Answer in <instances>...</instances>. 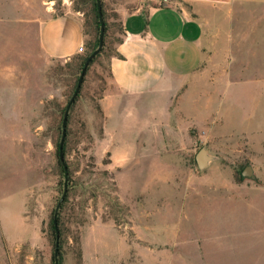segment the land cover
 Segmentation results:
<instances>
[{
    "label": "rangeland",
    "instance_id": "1",
    "mask_svg": "<svg viewBox=\"0 0 264 264\" xmlns=\"http://www.w3.org/2000/svg\"><path fill=\"white\" fill-rule=\"evenodd\" d=\"M21 1L0 0V264H53L50 221L63 190L52 126L72 93L68 76L56 72L69 58L48 55L38 27L44 11H62L71 0ZM104 1L114 45L119 12ZM200 9L203 125L138 138L129 152L149 110L117 107L104 126L99 94L86 91L110 88L105 59L88 74L75 116L90 139L74 124L77 141L67 153L80 185L69 197L63 264H264V0ZM221 117L237 130H224ZM201 146L218 156L202 171L194 161ZM247 164L255 179L241 176Z\"/></svg>",
    "mask_w": 264,
    "mask_h": 264
},
{
    "label": "crops",
    "instance_id": "2",
    "mask_svg": "<svg viewBox=\"0 0 264 264\" xmlns=\"http://www.w3.org/2000/svg\"><path fill=\"white\" fill-rule=\"evenodd\" d=\"M108 1L116 4L122 33L109 58L111 86L99 98L104 126L117 107H124L127 113L146 107L148 124L131 152L138 138L157 137L165 129L176 131L191 124L203 125L206 114L198 107L207 93L200 73L206 17L200 7L222 0H172L158 4L151 0ZM39 22L38 39L48 55L67 59L84 50L79 11L70 6L59 12L47 10ZM80 45L83 50H79ZM242 79L218 81L228 85ZM220 122L224 130H237L232 118L224 123L221 117ZM227 124L231 128L225 127Z\"/></svg>",
    "mask_w": 264,
    "mask_h": 264
},
{
    "label": "trees",
    "instance_id": "3",
    "mask_svg": "<svg viewBox=\"0 0 264 264\" xmlns=\"http://www.w3.org/2000/svg\"><path fill=\"white\" fill-rule=\"evenodd\" d=\"M102 2V14H103V18H104V22H105V26H104V37H103V46L101 48V50L92 58V60L88 63V65L86 66L84 75H83V80L81 83V87L79 90L78 95L76 96L70 110L68 113V123L66 126V136L64 139V143H63V152H64V160H66L67 162V153L69 152L70 149V145L75 143L77 141L76 135L77 132L74 131L73 125L74 124H78L79 128L81 129L82 136L84 134V139H90V135L85 131L84 129V123L82 122V120L78 117L75 116V110H76V106H77V102L79 99H81V97L83 96V91H84V87H85V83L87 81V76L88 74L91 72V70H93V67L95 64H101L103 58L105 59V68L107 69V76L108 78L111 80V70L109 67V58L112 55V53H114L115 51V44L114 45H109L108 44V30L110 27V23L107 19V13H106V9H105V1L101 0ZM71 8L73 10L79 11L81 12V18H82V30H83V34H84V50L81 53L78 54H74L72 55L69 60H67L63 65H61L60 67H58V70L56 69V72L58 71L60 74H64L67 75L68 78L70 79V89H69V93H72L74 90V86L76 85L77 79H78V75L81 69V66L83 64V61L86 57V55L97 46L98 44V35H99V31H100V22H99V18H98V13H97V7H96V3L95 0H71ZM118 18V24H119V36H117L116 38L113 39V41L116 43L118 41L121 40V33H122V24H121V19H120V15L115 12L114 13ZM112 43V41H111ZM105 87L106 84L105 82L102 85H99L98 89H94V93L90 94L89 90L86 91V95L91 98L94 97L97 94H99V98L102 96V94L105 91ZM64 107L65 105H61L60 107H58L56 109V114L58 115V119L57 122L53 123L52 126V130H53V136L56 138V168L58 170V174H59V185H60V191L63 190V185H64V170L63 167L59 161L58 158V144H59V139L61 136V120H62V115H63V111H64ZM95 110L102 116V110L100 108L99 105V99L98 102L95 103ZM81 138V136H80ZM79 138V139H80ZM78 139V140H79ZM67 167H68V181H67V192L66 195L60 205V208L58 210L57 213V223H58V231H59V247H58V253H57V257H58V263L59 264H63L62 263V259H61V242H63L65 234H64V227H65V218H67V212L70 210L69 209V197L73 194H75L77 192V186L80 185L79 182H75V180H73L72 177V173H71V168L69 163H66ZM82 187V186H81ZM72 211H78V215L80 213V211L77 209L75 210V208H72ZM76 214V217H77ZM53 218H51L50 221V235L52 236L53 239V245L55 244V231H54V225H53ZM78 237L77 235H75V240L74 242H76V252H77V257L78 260L81 259V250H80V246H79V242H78ZM53 264H55L54 261V253H53Z\"/></svg>",
    "mask_w": 264,
    "mask_h": 264
},
{
    "label": "water",
    "instance_id": "4",
    "mask_svg": "<svg viewBox=\"0 0 264 264\" xmlns=\"http://www.w3.org/2000/svg\"><path fill=\"white\" fill-rule=\"evenodd\" d=\"M95 3H96V7H97L99 22H100L98 44L95 48H93L86 55V57L83 61V64L81 66L75 88H74L70 98L68 99V101L65 104L63 115H62V120H61V137H60L59 144H58V158H59V161H60V163L63 167V170H64V185H63V191H62V193H61V195H60V197H59V199L56 202V205L54 207L53 219H52L53 225H54V231H55V244H54V261H55V264H59L58 263V257H57L58 247H59V231H58V223H57V213H58L60 205H61V203H62V201L66 195L67 181H68V167H67L66 161L64 160V152H63V143H64V139L66 136V126L68 123V113H69V110H70L76 96L79 93L86 66L92 60V58L101 50V48L103 46L105 22H104V18H103V14H102V2H101V0H95ZM217 159H218V156L210 153L205 146H201L194 155V161H195L198 169L201 171L206 169L213 161H215ZM241 176L243 178L255 179L254 168L252 167L251 164H247L244 167V169L241 172Z\"/></svg>",
    "mask_w": 264,
    "mask_h": 264
},
{
    "label": "built area",
    "instance_id": "5",
    "mask_svg": "<svg viewBox=\"0 0 264 264\" xmlns=\"http://www.w3.org/2000/svg\"><path fill=\"white\" fill-rule=\"evenodd\" d=\"M152 2H156V3H161V2H168L169 0H151ZM79 50H83V45H80L79 46Z\"/></svg>",
    "mask_w": 264,
    "mask_h": 264
}]
</instances>
